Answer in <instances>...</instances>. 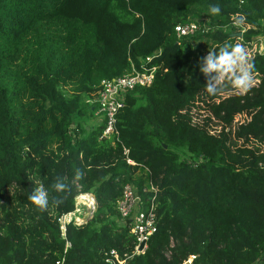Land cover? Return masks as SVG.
Instances as JSON below:
<instances>
[{"label":"trees","instance_id":"16d2710c","mask_svg":"<svg viewBox=\"0 0 264 264\" xmlns=\"http://www.w3.org/2000/svg\"><path fill=\"white\" fill-rule=\"evenodd\" d=\"M201 17L211 30L176 37L175 24ZM233 20L247 25L243 39L256 38L264 0H0V264H106L107 249L132 251L115 203L130 181L147 204L150 179L156 230L129 264L189 254L195 264H264V51L250 58L259 82L243 95L227 83L209 95L199 68L226 41L242 45ZM148 55L153 81L125 95L118 139L102 136L104 119L87 124L98 108L87 98ZM197 101L209 110L202 120ZM239 112L249 119L233 127ZM61 177L64 194L51 187ZM34 181L49 191L47 211L28 200ZM87 191L92 216L62 237L58 216Z\"/></svg>","mask_w":264,"mask_h":264},{"label":"built area","instance_id":"2783aa9c","mask_svg":"<svg viewBox=\"0 0 264 264\" xmlns=\"http://www.w3.org/2000/svg\"><path fill=\"white\" fill-rule=\"evenodd\" d=\"M243 1L244 0H239L240 4L243 3ZM232 22L240 27L237 37L239 42L242 43L244 47H248L246 53L249 58L253 57L256 53H262V51H264L262 42H257V37L247 40L243 39L242 32L247 27L245 23L237 22L236 20H233ZM208 30H211V26L206 23L204 17L187 20L185 22H179L174 26V33L177 38L193 35L198 32H206ZM150 60L151 55H148L141 59L139 67L132 63L131 69L129 71L112 78L102 79L96 95L94 97L87 98L88 102L95 101L97 103L98 108L96 112L101 113L102 119H104L102 136L114 137L115 139H118L119 131L116 125L117 114L120 108L123 106L125 95L134 87L140 85H149L153 81L156 66L148 65L147 63ZM258 82L259 77L255 72H253L252 86H256ZM235 93H237V91H235ZM239 114L244 115V118H241V120H239V118H234L232 121L233 127L237 126V124L240 122H245L247 119H249V116L246 113L239 112ZM228 128L229 126L225 127V129ZM128 150L129 149L127 147H123L126 160L130 163H134V161L127 156ZM145 169L148 171L147 167H145ZM142 190L144 192H149L147 204L144 203L142 195L138 192L134 183L127 181L122 185L121 193L116 199L115 207L119 220L125 221L129 226L130 233L134 235L135 245L132 251L125 250L122 253L114 247L107 249L104 252V262H106V264H129V259L133 254H138L144 251L148 237L156 230L155 197L157 187L150 179ZM80 193H85V197L80 198ZM74 199V208L70 211L62 212L57 218L60 233L64 238L66 224L71 221L79 223L80 220H82V218L87 213H89L90 210H94V206H96L95 196L88 191L78 192ZM82 199L87 201V205L89 207L87 211H84L83 204L86 203L82 201ZM141 241H145V243L142 248H139ZM69 245L70 242L66 240L64 250ZM63 259V257L56 259L55 263L62 264ZM194 259L195 254H189L185 259H183L181 264H195Z\"/></svg>","mask_w":264,"mask_h":264},{"label":"clouds","instance_id":"9594fccd","mask_svg":"<svg viewBox=\"0 0 264 264\" xmlns=\"http://www.w3.org/2000/svg\"><path fill=\"white\" fill-rule=\"evenodd\" d=\"M209 12L218 15L221 12L219 5H210ZM200 71L206 77L205 90L209 95L215 96L220 93L225 84H230L238 94H246L253 84L254 64L250 61L243 45L225 42L219 46L218 51H208L199 60ZM77 178L82 172L77 170ZM52 189L59 194L67 191L64 178H57L52 184ZM28 200L35 206L37 211L44 212L49 208L50 195L44 184H38L28 195ZM63 202V196H52L51 203L59 205Z\"/></svg>","mask_w":264,"mask_h":264},{"label":"rangeland","instance_id":"374dc122","mask_svg":"<svg viewBox=\"0 0 264 264\" xmlns=\"http://www.w3.org/2000/svg\"><path fill=\"white\" fill-rule=\"evenodd\" d=\"M256 37H257V42L261 41L262 45L264 47V29L261 30V32H259L256 35ZM201 45H202V42H201ZM202 47H204V49H206L204 45H202ZM244 48L247 51L248 47H244ZM235 91L236 90L234 88H232V89L229 90L228 93H232V92H235ZM191 111H192V114H193V119H196V120H202L203 117L209 113L208 112L209 110H207L205 108V106H203V104L201 102H199V101H197L195 103V105L192 106ZM234 118L235 119L239 118V120H241V118H244V115H242V114L240 115L239 113H237ZM101 121H102V114L96 112L92 119H88L87 120V124L88 125H92V124L96 125V124L100 123ZM235 122H237V121H235ZM220 125H221L220 123L212 121L211 122V126H209V127H211V129H209V130H211L212 132H216L220 128ZM262 148L264 149V144H263ZM181 156H188V154L183 151ZM36 183L37 182L34 181L32 187L37 186ZM10 190H13V186L10 187ZM90 193H92V192H90ZM82 201H84L86 203V204H83V208H84V211H87L89 209V207L87 205V201L85 199H82ZM95 207L96 206H94V209H95Z\"/></svg>","mask_w":264,"mask_h":264},{"label":"water","instance_id":"95a60500","mask_svg":"<svg viewBox=\"0 0 264 264\" xmlns=\"http://www.w3.org/2000/svg\"><path fill=\"white\" fill-rule=\"evenodd\" d=\"M93 211L94 210H90L89 213H87L83 218L82 220H80L79 223H82V222H86L93 214ZM145 241H141L140 244H139V248H142V246L144 245Z\"/></svg>","mask_w":264,"mask_h":264},{"label":"bare ground","instance_id":"6f19581e","mask_svg":"<svg viewBox=\"0 0 264 264\" xmlns=\"http://www.w3.org/2000/svg\"><path fill=\"white\" fill-rule=\"evenodd\" d=\"M81 198V197H80Z\"/></svg>","mask_w":264,"mask_h":264}]
</instances>
